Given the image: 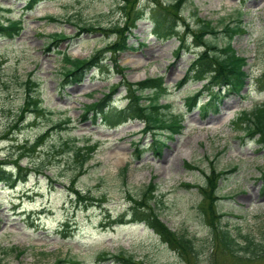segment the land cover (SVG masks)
Here are the masks:
<instances>
[{
    "label": "rangeland",
    "instance_id": "374dc122",
    "mask_svg": "<svg viewBox=\"0 0 264 264\" xmlns=\"http://www.w3.org/2000/svg\"><path fill=\"white\" fill-rule=\"evenodd\" d=\"M120 1L44 0L29 9L28 0H0V21L21 19L23 23L18 37L0 38V77L7 85L0 87V161L8 172H17L15 163L26 168L24 179L15 186L0 183V264L62 260L60 264H72L71 259L119 264L103 259L102 251L132 254L139 264H264V259L232 254L219 240L220 227L225 225L233 233L242 230L257 238L264 230V148L232 126L240 112L264 103V0L187 1L181 14L187 23L195 26L200 17L222 30L209 39L215 45L229 40L224 24L242 22L232 44L247 58L248 84L239 94L222 92L217 108L207 113L202 110L209 99L206 80L191 79L177 87L197 50L183 51L176 58L179 41L158 39L149 19L133 29L128 50L111 54L120 65L116 70L106 66L103 72L92 70L82 82L63 80L59 50L86 58L116 40L109 31H77L83 24L110 28L121 23ZM148 1L165 5L163 0H140V6ZM47 15H56L61 22H50ZM56 32L69 39L54 49L49 35ZM26 74L41 83L43 103L51 116L18 115L23 99L19 78ZM158 76L168 86L161 100L170 105L165 115L184 120L182 132L173 138L157 135L165 142L160 150L152 135L143 132L140 120L112 128L84 113L86 104L101 99L109 87ZM198 93L199 102L190 108L188 98ZM125 96L122 85L111 106L124 107ZM67 118L69 125L64 124ZM56 124L67 127L55 128ZM71 140L77 146L87 141L97 144L84 173L76 168L68 148ZM213 169L226 174L211 191L207 176ZM150 183L157 187L154 212L166 228L195 237L199 255L184 248L174 250L147 224L131 221L130 197L139 196ZM212 230H216L215 240Z\"/></svg>",
    "mask_w": 264,
    "mask_h": 264
},
{
    "label": "trees",
    "instance_id": "16d2710c",
    "mask_svg": "<svg viewBox=\"0 0 264 264\" xmlns=\"http://www.w3.org/2000/svg\"><path fill=\"white\" fill-rule=\"evenodd\" d=\"M44 0H29L26 7L32 8L39 2ZM188 0H163L165 5H161L158 1H148L144 7L140 6V0H121L119 2V11L122 14L123 20L110 28L103 26L78 25V34H88L102 32H113L117 39L109 42L103 48L97 49L94 54L86 58L72 57L66 50L60 51L63 61V77L64 81L70 83L82 82L86 75L94 69L103 72L104 68L117 69L120 67L117 60L112 58V55H118L120 52L128 50L129 36L133 33V29L137 28V24L141 20L149 19L152 22V33L158 39L168 40L176 38L179 41V46L176 49L175 57L180 58L183 51L194 52L187 73L177 87H182L191 79L207 81V90L209 91V99L202 106V110L207 113L209 109L217 108V101L222 97V92L241 93L248 84L250 74L246 71L248 65L247 58L240 55L232 44L233 37L239 33L242 27V22L226 23L222 27L223 32L229 38L224 44H213L209 41L222 33L218 25L213 21L197 17V24L192 26L187 23L181 14ZM46 19L50 22H61L56 15H47ZM23 29L21 19H9L6 22L0 21V38L14 39L18 37ZM208 37V38H207ZM49 46L54 49L59 48L63 41L69 39V36L63 32H56L49 35ZM211 40V39H210ZM53 49V48H50ZM108 53H110L111 58ZM112 54V55H111ZM110 64H107V60ZM19 85L22 88L23 99L22 104L18 108V115L22 117L24 114H36L51 116L53 112L44 106L41 94V83L31 74H26L24 78H19ZM124 85L126 89L125 99L127 104L124 107H112L113 97L120 86ZM6 87V82L0 77V87ZM219 87V91L214 92L213 87ZM205 89V88H204ZM168 86L165 85L163 76L148 77L145 80L137 83H129L123 81L118 85L109 87V92L104 93L101 99L86 104L87 115L91 114L95 121L100 120L109 127H117L130 120H140L144 123L143 132L150 133L153 137V144L157 150H160L165 142L157 137L163 134L164 137L173 138L180 134L184 128V120L179 115L166 116L164 109L170 107L169 104H163L161 100L166 96ZM199 93L188 98L187 104L193 108L199 101ZM71 119L67 118L64 124L69 125ZM55 128L63 126L62 124L53 125ZM52 126L51 129H54ZM232 126L242 132L244 137H249L257 141L260 148H264V103L254 106L250 110H244L239 113L236 119L233 120ZM49 133L45 134L36 141L38 144ZM165 133V134H164ZM43 142V141H42ZM87 141L83 146H77L74 140L67 143L70 152L75 158L77 169L84 173L88 161L93 157L97 144H89ZM139 152V148L136 149ZM17 172H8L5 169L4 162L0 161V183H6L10 187L24 179L22 173L24 169L15 163ZM226 174L224 171H212V175L207 176L208 189L213 191L218 186L219 179ZM264 176V172L261 174ZM185 186L191 187L186 184ZM73 192L82 198L81 193L73 189ZM212 194V193H211ZM157 187L155 183H150L142 190V193L137 196H131L130 200L133 205L131 207V221L143 222L152 228L160 235L162 241L170 245L174 250L184 248L192 250L199 255V250L195 248V237L189 236L187 232L177 234L176 232L166 228L159 219L158 213L154 212L156 208ZM216 230H212V238L216 239ZM219 240L222 248L228 250L236 256L249 255L252 259H264V230L261 237L257 238L251 233H233L228 225L221 226L219 232ZM177 244V246H176ZM16 249V248H13ZM184 251V250H183ZM20 253V252H19ZM100 256L103 259L114 260L119 264H139L136 262L134 255L120 251L119 253H110L102 251ZM64 260L54 264L63 263ZM72 264H84L83 261L73 260ZM141 264H143L141 262Z\"/></svg>",
    "mask_w": 264,
    "mask_h": 264
},
{
    "label": "bare ground",
    "instance_id": "6f19581e",
    "mask_svg": "<svg viewBox=\"0 0 264 264\" xmlns=\"http://www.w3.org/2000/svg\"><path fill=\"white\" fill-rule=\"evenodd\" d=\"M120 150H121V149H119V151L117 152V154L119 153L118 155H120L121 158H122L123 153H121ZM115 154H116V153H115ZM124 155H126V153H125ZM114 156H115V155H114ZM116 156H117V155H116ZM120 156H119V157H120ZM121 158H120V159H121ZM125 158H126V156H125ZM120 159L118 158V160H120ZM118 160H117V161H118ZM120 161H124V160H120Z\"/></svg>",
    "mask_w": 264,
    "mask_h": 264
}]
</instances>
